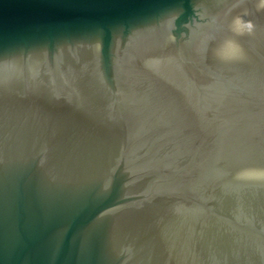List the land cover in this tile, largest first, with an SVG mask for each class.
I'll use <instances>...</instances> for the list:
<instances>
[{
  "label": "water",
  "instance_id": "obj_1",
  "mask_svg": "<svg viewBox=\"0 0 264 264\" xmlns=\"http://www.w3.org/2000/svg\"><path fill=\"white\" fill-rule=\"evenodd\" d=\"M0 264H264V0H0Z\"/></svg>",
  "mask_w": 264,
  "mask_h": 264
}]
</instances>
